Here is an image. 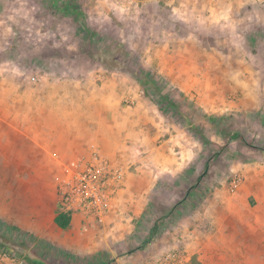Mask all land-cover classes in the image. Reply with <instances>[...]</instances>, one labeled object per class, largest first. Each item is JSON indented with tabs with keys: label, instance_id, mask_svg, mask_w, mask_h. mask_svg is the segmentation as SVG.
I'll use <instances>...</instances> for the list:
<instances>
[{
	"label": "crops",
	"instance_id": "crops-1",
	"mask_svg": "<svg viewBox=\"0 0 264 264\" xmlns=\"http://www.w3.org/2000/svg\"><path fill=\"white\" fill-rule=\"evenodd\" d=\"M148 3L189 29L192 24L198 28L204 23L206 28L224 25L221 20L233 18L239 24L243 10L245 19L252 18L255 8L264 12V0ZM185 32L178 47L166 48L175 52L167 55L166 64L172 65L177 54L184 66L219 64L202 60L197 54L201 45L191 38L194 31ZM7 41L8 37L6 48ZM29 63L33 64L28 60L16 65L0 57V178L15 180L0 188L1 218L53 246L87 255L126 240L148 209L151 196L188 194L187 169L195 161L191 150L196 145L190 147L188 132L140 91L129 89L123 76L103 75L99 84L87 80L83 84L43 74L24 79L11 70L30 68ZM245 96L232 107H242ZM206 99L212 110L219 109L214 95ZM92 147L108 162L128 168L121 188L102 222L72 214L69 226L61 229L54 220L62 209L50 178L46 179V165L87 159ZM237 177L240 183L233 191L213 188L210 197L183 221L192 231L182 230L168 241L164 236L160 243L181 248L188 264H264V165L240 164ZM11 263L0 254V264Z\"/></svg>",
	"mask_w": 264,
	"mask_h": 264
},
{
	"label": "rangeland",
	"instance_id": "rangeland-1",
	"mask_svg": "<svg viewBox=\"0 0 264 264\" xmlns=\"http://www.w3.org/2000/svg\"><path fill=\"white\" fill-rule=\"evenodd\" d=\"M155 9L148 0H0V57L19 65L33 63L30 68L14 66V73L24 79L43 74L83 84L86 80L99 84L103 75L120 74L129 89L140 91L188 132L190 147L196 145L191 150L195 161L187 169L188 194L151 196L131 235L110 244V249L76 254L0 217V254L23 264L153 262L168 251H183L160 241L183 234L182 230L192 231L183 221L210 197L213 188L228 187L240 164L264 165V12L255 8L252 18L245 19L242 9L239 24L233 18L221 20L224 25L206 28L204 23L198 28L192 24L189 29ZM187 30L194 31L191 38L201 45L199 57L219 64L184 66L180 54L172 65L165 63L167 55L175 53L166 48L178 47ZM142 81L147 82L146 90ZM210 94L217 98L214 105H220L219 109L208 106ZM244 96L241 105L245 107L233 108ZM235 133L242 140H231ZM68 163L46 165V179L50 178L57 195ZM14 181L0 178V188ZM154 221L160 226L158 236L151 247L137 250Z\"/></svg>",
	"mask_w": 264,
	"mask_h": 264
},
{
	"label": "built area",
	"instance_id": "built-area-1",
	"mask_svg": "<svg viewBox=\"0 0 264 264\" xmlns=\"http://www.w3.org/2000/svg\"><path fill=\"white\" fill-rule=\"evenodd\" d=\"M127 169L108 162L92 147L87 159L80 158L64 165L63 177L58 185L60 208L71 215L80 214L85 219L102 222L121 188ZM239 183L240 178L234 176L228 189L233 191ZM1 256L8 258L13 264H23L6 253H1ZM147 264H188V258L182 251L171 250Z\"/></svg>",
	"mask_w": 264,
	"mask_h": 264
},
{
	"label": "trees",
	"instance_id": "trees-1",
	"mask_svg": "<svg viewBox=\"0 0 264 264\" xmlns=\"http://www.w3.org/2000/svg\"><path fill=\"white\" fill-rule=\"evenodd\" d=\"M141 87L144 88V90H146L147 87V82L142 81L140 83ZM231 140H242V137L237 133L233 134L232 137L230 138ZM168 214H166L165 216H167ZM70 217L71 214L61 211L57 214V216L55 217V224L61 228V229H66L69 226L70 223ZM159 224L157 221H154L151 228L149 229L148 235L147 237L142 241L141 245L137 248V250H144L146 249L158 236L159 233Z\"/></svg>",
	"mask_w": 264,
	"mask_h": 264
}]
</instances>
